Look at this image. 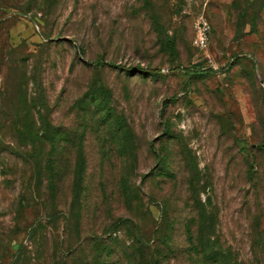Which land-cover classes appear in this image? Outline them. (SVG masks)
Returning <instances> with one entry per match:
<instances>
[{
  "label": "rangeland",
  "instance_id": "374dc122",
  "mask_svg": "<svg viewBox=\"0 0 264 264\" xmlns=\"http://www.w3.org/2000/svg\"><path fill=\"white\" fill-rule=\"evenodd\" d=\"M190 233L264 264V0H0V264Z\"/></svg>",
  "mask_w": 264,
  "mask_h": 264
},
{
  "label": "trees",
  "instance_id": "16d2710c",
  "mask_svg": "<svg viewBox=\"0 0 264 264\" xmlns=\"http://www.w3.org/2000/svg\"><path fill=\"white\" fill-rule=\"evenodd\" d=\"M96 62L99 64L105 63L104 60H98ZM108 65L113 66L112 63H108ZM127 70H131V69L129 68ZM136 71L146 72V70L143 68H137ZM122 221H125V219H122ZM200 234L201 233L197 234L198 235L197 239L194 242L195 234L192 235V233H190L192 245L188 250V255L191 257L196 256L204 261V262H199V260H197V263L195 264H231L230 262L224 261L223 253H221L220 251L212 248L210 249L207 246H204L203 244L201 245L200 240H198L201 237ZM91 237L93 239H91L90 244H88L89 250L86 256L81 257L79 259V262H77L78 260L72 261V264H123L124 263L120 261V256L122 257V253L119 250L112 247L114 238L111 235H109L107 239H104L102 236L99 237L91 236ZM163 242L168 244L167 240H163ZM133 251L136 252L137 259L135 260L132 259L130 260V262H126L127 264H162L163 260L167 256L166 255L163 259H161V257H159V253L155 252V250L154 251L148 250V252H146L141 246H138ZM167 251H170L169 246ZM76 258H78V256Z\"/></svg>",
  "mask_w": 264,
  "mask_h": 264
},
{
  "label": "built area",
  "instance_id": "2783aa9c",
  "mask_svg": "<svg viewBox=\"0 0 264 264\" xmlns=\"http://www.w3.org/2000/svg\"><path fill=\"white\" fill-rule=\"evenodd\" d=\"M201 44H204V39L203 37H201L200 41H199Z\"/></svg>",
  "mask_w": 264,
  "mask_h": 264
}]
</instances>
